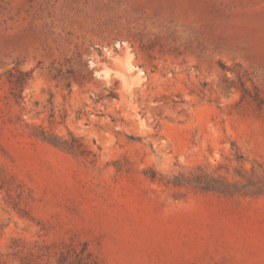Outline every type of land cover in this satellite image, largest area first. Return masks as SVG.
<instances>
[{"label":"rangeland","instance_id":"rangeland-1","mask_svg":"<svg viewBox=\"0 0 264 264\" xmlns=\"http://www.w3.org/2000/svg\"><path fill=\"white\" fill-rule=\"evenodd\" d=\"M198 168L264 181V0H0V264H264Z\"/></svg>","mask_w":264,"mask_h":264},{"label":"trees","instance_id":"trees-1","mask_svg":"<svg viewBox=\"0 0 264 264\" xmlns=\"http://www.w3.org/2000/svg\"><path fill=\"white\" fill-rule=\"evenodd\" d=\"M23 81H18V83ZM19 86V85H18ZM56 138V137H55ZM54 138V139H55ZM74 141H79L78 139L74 138ZM56 145L62 146L63 148L75 150L76 145L73 144L72 146L66 145L67 141H60L58 139L53 140ZM81 145V143L79 144ZM156 175H152L155 178ZM175 184H189L196 188L201 189L202 191H213L222 194H263L264 193V181L261 179L258 182L251 181L249 187H241L238 186L236 183H231L227 181L223 176H216L213 173H209L201 168H198L196 172H192L191 175L186 176L185 174H180L179 176H175ZM87 250L86 247L81 251V253ZM87 252V251H86ZM80 253V254H81ZM88 258H92V254L90 252L86 253ZM83 257V256H80ZM61 264H64L61 261ZM77 264H81L78 261ZM94 264V263H88Z\"/></svg>","mask_w":264,"mask_h":264},{"label":"water","instance_id":"water-1","mask_svg":"<svg viewBox=\"0 0 264 264\" xmlns=\"http://www.w3.org/2000/svg\"><path fill=\"white\" fill-rule=\"evenodd\" d=\"M95 73L97 74L98 72L96 71Z\"/></svg>","mask_w":264,"mask_h":264}]
</instances>
